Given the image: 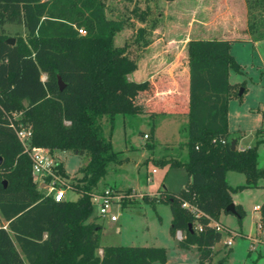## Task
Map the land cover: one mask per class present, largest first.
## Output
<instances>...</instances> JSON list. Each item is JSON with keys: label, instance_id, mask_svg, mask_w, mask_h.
Returning a JSON list of instances; mask_svg holds the SVG:
<instances>
[{"label": "trees", "instance_id": "obj_1", "mask_svg": "<svg viewBox=\"0 0 264 264\" xmlns=\"http://www.w3.org/2000/svg\"><path fill=\"white\" fill-rule=\"evenodd\" d=\"M6 24L22 25L27 33L10 44ZM121 28L120 21L106 17L104 0H0V264H166L163 247L100 246L102 224L90 218L93 188L118 155L102 134L101 120L133 112L127 88L109 107L103 105L110 92L105 77L124 82L137 68L126 45L114 42ZM144 32L137 29V41ZM232 41L188 40V159L170 161L185 167L188 180L177 191L159 188L143 197L169 205V231H181L180 247L196 246V264H211L222 234L212 222L227 212L231 193L257 185L264 175L256 168V146L232 150L228 140L229 70L239 68ZM10 120L31 128L32 145L87 158L81 176L71 181L76 200L56 202L38 191ZM57 167L64 176L60 163ZM227 171L244 173L246 183L230 186ZM234 207L241 220L243 208ZM259 211L264 222V200Z\"/></svg>", "mask_w": 264, "mask_h": 264}, {"label": "rangeland", "instance_id": "obj_2", "mask_svg": "<svg viewBox=\"0 0 264 264\" xmlns=\"http://www.w3.org/2000/svg\"><path fill=\"white\" fill-rule=\"evenodd\" d=\"M104 5L106 17L122 23L114 36L115 44L126 45L137 68L126 77V85L118 84L119 80L113 76L105 77L110 92L103 105L109 107L121 88H127L131 90L133 112L117 114L113 122L106 116L101 120L102 134L118 155L116 161L108 163L93 191L107 188L123 198L111 204L115 221L109 216L99 217L95 202L90 218L102 224L100 246L163 247L166 263L196 264L199 254L196 246L180 247L176 235L169 231V205L143 200L144 195L151 196L161 187L177 191L188 180L184 166H170L171 160L184 163L188 159L185 131L188 114L183 108L167 110L163 105L172 92L167 87L168 80L182 73L187 61L184 45L188 37L239 39L230 46L239 68L229 70L232 95L227 104L228 140L235 141L238 149L256 146V168L264 170V0H104ZM242 26L248 34H243ZM140 27L145 32L137 41ZM233 29L238 31L236 35L229 33ZM3 31L13 39L27 33L24 26L16 24L4 25ZM252 40L261 42L254 44ZM154 76L164 84L158 82L156 87L151 79ZM148 81L151 85L144 91L146 98L142 100L137 90ZM174 93L182 92L174 90ZM180 103L175 98V104ZM55 157L68 182L81 176V167L87 161L85 156L70 150ZM226 181L235 187L245 184L246 176L227 171ZM256 183L232 192L233 201L244 210L241 220L230 212L221 211L218 215V221L229 231L221 230L220 241L212 247L211 264L222 258H225L222 264H264V237H253L260 218L255 206L264 199V175ZM40 189L47 191L45 186ZM77 197L75 189L65 188L66 200ZM228 239L230 245H226ZM97 254H101V249Z\"/></svg>", "mask_w": 264, "mask_h": 264}, {"label": "built area", "instance_id": "obj_3", "mask_svg": "<svg viewBox=\"0 0 264 264\" xmlns=\"http://www.w3.org/2000/svg\"><path fill=\"white\" fill-rule=\"evenodd\" d=\"M78 32L80 34L85 33L82 29H78ZM42 80H44V78ZM10 123L15 130L16 137L21 143L24 152L30 159V171L33 181L38 185V191L45 196H50L56 202L65 200V188L69 189L73 187L71 182H68L58 170V161L55 154L51 153L47 148L32 145V132L28 125H15L12 120H10ZM144 137L148 138V134H144ZM220 143L225 144L226 140L222 139ZM40 186L47 187V191L41 192ZM122 198L123 197H119L118 194H114L110 189L106 188L102 192H92L90 195V202L91 204L94 202L97 203L99 217L109 216L111 221H115L116 215L111 212V204L120 202ZM183 206L187 205L183 204ZM259 207V205L255 206L256 209H259ZM212 224L217 230L221 231L223 229L218 222L213 221ZM256 228L258 231L264 233V222H258ZM175 235L179 240L182 238V233L179 230ZM230 244L231 240L228 239L226 245Z\"/></svg>", "mask_w": 264, "mask_h": 264}, {"label": "crops", "instance_id": "obj_4", "mask_svg": "<svg viewBox=\"0 0 264 264\" xmlns=\"http://www.w3.org/2000/svg\"><path fill=\"white\" fill-rule=\"evenodd\" d=\"M241 29H243V34H248L247 32H245L246 31V28H245V26H242V28ZM224 33H227V32H224ZM229 33L230 34H237L238 33V31H236V29L234 30L233 29V31H230L229 30ZM190 34H191V32H190ZM190 39H212V38H202V37H194V38H191V37H188L186 40H185V45L184 46H186V44H187V42H188V40H190ZM217 39H233V37H222V38H217ZM233 40H239V39H233ZM249 40H251V39H249ZM254 44H257L258 42H261L260 40L259 41H252ZM129 75V74H128ZM127 75V76H128ZM188 76H189V74H188V61H186V64H185V66H183V70H182V73H181V75H179V76H177V77H174V76H172V78H171V80H168V88H170L171 87V93H170V96H167V98H169V100H166L165 102H164V106L167 108V110H170V109H175V108H183L184 109V111H188V108H187V103H188ZM115 79H117V78H115ZM151 79H153L152 80V83H154V84H156L155 86L156 87H158V82H160V83H163L164 84V82L163 81H159L158 80V78L156 77V76H154L153 78H151ZM150 81V80H149ZM148 81V84L147 85H145V86H143V87H141L140 89H138L137 90V93L139 94V96H140V98H142V100H144L146 97H145V95H144V91L146 90V89H148L149 87H150V82ZM183 82V84L182 85H180V82ZM120 83H123L124 85H126V81H124V82H121V81H119ZM172 83V84H171ZM172 85V86H171ZM174 90H181V94L179 95H177L176 93H174ZM175 98H177L181 103L180 104H175ZM165 99V98H164ZM171 99V100H170ZM235 148H237L236 147V144H235ZM230 185V184H229ZM231 186V185H230ZM161 188H165V187H161ZM167 189V188H166ZM169 190V189H168ZM153 195V194H152ZM231 197H232V193H231ZM264 200V199H263ZM263 200H262V202H263ZM232 202H233V204L234 205H236V203H235V201H233V198H232ZM261 202V203H262ZM260 203V204H261ZM260 204H256V206L257 205H259L260 206ZM257 210H259V209H257ZM262 220L259 218L258 219V221H257V223L258 222H261ZM222 227H223V229H226V227H224L219 221H217ZM257 223H256V225H257ZM227 230V229H226ZM227 231H229V230H227ZM257 237L258 236V238L259 239H262L263 237H264V233H262V232H260V231H258L257 230V228H256V231H255V234L253 235V237ZM253 237L251 236V239H253ZM179 240V239H178ZM166 264H171V263H166ZM184 264V263H183Z\"/></svg>", "mask_w": 264, "mask_h": 264}, {"label": "water", "instance_id": "obj_5", "mask_svg": "<svg viewBox=\"0 0 264 264\" xmlns=\"http://www.w3.org/2000/svg\"><path fill=\"white\" fill-rule=\"evenodd\" d=\"M7 42L10 43V44H12V43H14V39H13V38H9V39L7 40ZM58 84L60 85V89H62V88H63V84H62V82H61V79H58ZM240 94H241V92H240ZM230 148H231L232 150L235 149V141L230 142ZM1 161H2V159H1V157H0V163H1ZM3 183H5V180L3 181ZM225 210H226L227 212H230V213L235 214V207H234L233 202H232L231 204H229V205L225 208Z\"/></svg>", "mask_w": 264, "mask_h": 264}]
</instances>
